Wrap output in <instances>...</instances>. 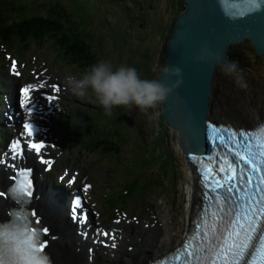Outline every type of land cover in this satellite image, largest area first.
<instances>
[{"label": "rangeland", "instance_id": "rangeland-1", "mask_svg": "<svg viewBox=\"0 0 264 264\" xmlns=\"http://www.w3.org/2000/svg\"><path fill=\"white\" fill-rule=\"evenodd\" d=\"M21 2L30 12L41 7L40 13L43 15L49 8H53L55 11H52V14L59 15L58 21L61 20L65 28L75 25L79 35L82 38L87 37L95 54L104 56L103 59L111 62L114 67L121 65V58L126 61L125 56L129 54V49L140 46L139 52L144 49L145 53H151L154 81L160 80L171 36L185 10V0ZM59 36L57 34L46 39L50 45L47 50L35 46L37 43L32 42L29 47L33 46V50L29 47L26 51L15 49L18 55L13 49L1 51V61L8 60L9 54L11 56L2 69L3 78L7 81L4 89H9V85L13 84L27 86L39 75H49L55 80L53 83L59 82L61 85L66 75L78 78L84 71L70 64L68 59H61L59 52L62 51V56L64 52L58 41ZM13 61L16 62L14 71ZM231 62L238 63L241 67V73L238 74L240 83L237 82L238 77L227 76L222 67L218 74L217 97L229 99L226 103L229 109L232 106L239 110L242 108L239 105L246 108L248 105L252 109L253 106L248 101L258 98L261 94L264 97V58L256 53L250 43H245L234 48ZM127 64L129 65L123 62L122 65ZM16 73H20V77ZM39 95L40 100L43 99L46 103V98ZM218 101L215 100V103ZM49 103L47 101L46 104ZM87 105L99 109L95 119L97 128L93 125L90 132L98 137L107 131H111V134L113 131L117 132V135L112 136L123 143L118 153L92 148L94 138L87 133L89 122L80 119V116L84 115L81 109ZM74 110L78 116L69 122L75 115ZM50 111L46 128L43 130L52 142L47 146L50 147L52 155L47 160H53V169L49 171L48 176H62L67 179L79 173L76 179L80 190L91 210L98 212V220L102 222L103 227L109 222L121 220L128 214L132 215L133 220H140L141 223L154 215L179 236L183 235L184 228L190 225V161L180 145L179 134L169 127L165 120L163 106L146 110L134 106L116 108L112 116H107L90 94L78 97L66 89L64 96L58 99V104ZM122 114V118L117 119ZM86 143L87 147L84 145ZM70 147L71 154L67 156ZM39 166L41 173H38V178L42 180L44 164L40 163ZM134 179H137V182L131 190L133 196L131 193L127 194L125 202L121 198L117 199L118 194ZM147 182L151 185H147ZM85 185L91 187L86 188ZM115 205L120 209L114 208ZM115 211L117 215L114 214ZM82 263L84 264V261Z\"/></svg>", "mask_w": 264, "mask_h": 264}, {"label": "snow or ice", "instance_id": "snow-or-ice-1", "mask_svg": "<svg viewBox=\"0 0 264 264\" xmlns=\"http://www.w3.org/2000/svg\"><path fill=\"white\" fill-rule=\"evenodd\" d=\"M262 8V0H247L246 4L235 6L233 11L240 15ZM15 68L16 62L13 61L12 70ZM30 87L19 89L20 106L26 108L29 114L33 110L30 103ZM52 88L56 89L57 85L53 84ZM54 99V96L46 97L49 102ZM212 127L215 129L216 126ZM23 129L28 136L33 135L29 122H24ZM256 135L261 139L256 141L255 146L247 132L238 134L232 131L231 140H217L219 144H232L236 149L234 154L241 163L232 167L226 160L224 163L229 166L219 169L223 178L213 168L207 169V199L214 210L209 215L208 209L205 208L204 219L198 222L200 236L196 242L189 241L183 252L187 264H264V129ZM224 136L227 138L228 133L225 132ZM242 137L243 145L239 143ZM20 143L16 141L10 146L13 159L21 154L17 151ZM43 147L42 143L27 141V149L34 150L41 157L40 163L50 165L51 161L42 157ZM193 159L199 162L201 157ZM245 165L250 166L248 172H244ZM31 172L32 169L21 168L12 177L15 186L10 192L19 209L10 212V222H0V264H52L50 256L46 253L49 242L44 240V237L50 234L49 228L42 226L35 210L29 211L34 195ZM68 183L71 184L72 180ZM5 196L6 193L0 191V197ZM71 204L72 219L84 222V214L77 216L79 197L74 198ZM51 239L55 240L56 237ZM164 264H167V261Z\"/></svg>", "mask_w": 264, "mask_h": 264}, {"label": "water", "instance_id": "water-1", "mask_svg": "<svg viewBox=\"0 0 264 264\" xmlns=\"http://www.w3.org/2000/svg\"><path fill=\"white\" fill-rule=\"evenodd\" d=\"M264 2V0H262ZM247 0H185L164 63L160 82L176 89L162 105L169 127L180 138L182 149L191 160L207 153L209 133L218 119L213 116L217 81L223 63L232 59L235 47L250 43L264 58V8L245 14L233 9ZM205 50L212 56L207 62L200 57ZM182 69L184 83L169 70Z\"/></svg>", "mask_w": 264, "mask_h": 264}, {"label": "bare ground", "instance_id": "bare-ground-1", "mask_svg": "<svg viewBox=\"0 0 264 264\" xmlns=\"http://www.w3.org/2000/svg\"><path fill=\"white\" fill-rule=\"evenodd\" d=\"M54 81L55 80L49 75H39L31 82L29 85L31 86V91L29 92L30 103L37 104L36 109L38 113L35 115H25L21 113L23 121H33L41 125L43 129L46 128V122L51 112L50 110L54 109L58 104V99L64 96L66 89L68 90L65 83H62V85L59 82L55 84L53 83ZM53 84L57 85L56 89L52 88ZM46 90L50 91L52 96L55 97L49 104H46L47 101L46 103L42 101L43 99L40 100L39 94ZM10 98L13 99V97ZM215 100L219 101L217 104L215 101L213 103V116L216 119L220 118V121L229 122L246 128H255L264 123V97L262 94L259 95L258 98L248 101L249 104L253 106L252 109H250L248 105L247 108L243 105H239L242 106L239 110L232 106L229 109V107H226V103H228L229 99L216 97ZM17 115L19 114H16V116ZM44 136H46L44 132L37 135L38 139H42ZM47 138L49 137L47 136ZM47 138L46 141H48ZM49 144L52 143L49 141ZM184 153L188 161H190L191 158L187 152ZM26 157L28 161L34 163L37 173L40 174L39 158L41 157L32 154L30 151H26ZM42 157L43 159L52 157L50 147L42 150ZM11 158V153H7L6 159L10 160ZM23 161L26 160L24 159ZM16 162L18 163V160ZM11 163H14V161H10V164ZM189 164L191 168V170L189 169L190 171H188V180H190L189 219L190 222H192L197 207L201 204L203 199V190L199 184L200 178L196 174L197 168L191 165V162ZM12 177L13 174L10 172L9 168L0 165V191L6 193V189L10 185L9 182ZM45 204L46 203L41 202L39 199H35L31 202L30 206L37 212V216L40 214L39 218L42 223L49 228L50 234L44 237V240L49 242V247L46 251L52 260V264H81V260L85 255L83 248L84 243H82L79 238L73 239V237L68 235V230H71V224H68L65 219L57 224L51 207ZM13 206L7 194L5 197H0V220H7L10 218V212H12ZM98 215L99 214L96 212H91L92 222H94L96 227L102 224V222L98 220ZM131 216V214H128L120 221L107 223L105 227L102 228L108 230L106 238L104 236L95 235L93 239H90L91 242L96 244L92 245L95 253L93 257L87 258L84 264H151L153 260L159 258L161 255L175 251L176 248L182 246L191 226V224H188L183 230V235L179 236L176 231L165 226L163 222L154 215L153 217H147L142 223L140 220H133ZM102 229L98 230L99 233L102 232ZM52 237H56V239L53 240L51 239ZM95 240L98 243L95 242ZM101 241H106V246H102L100 244ZM113 245L115 246L113 247ZM93 250L91 252H94Z\"/></svg>", "mask_w": 264, "mask_h": 264}, {"label": "trees", "instance_id": "trees-1", "mask_svg": "<svg viewBox=\"0 0 264 264\" xmlns=\"http://www.w3.org/2000/svg\"><path fill=\"white\" fill-rule=\"evenodd\" d=\"M21 1L22 0H0V51L4 48L13 49L14 47L24 50L31 46L32 42H34L33 44L37 43L36 45H41V47L48 45V49L50 45L46 39L59 34L58 41L64 52L63 56L60 54L62 51L59 52V56L61 59H68L71 62L70 64L77 68H81V71H85L90 65L104 58L101 54L100 56L95 54L96 52L93 50L87 37L82 38L79 35L80 33L78 30L75 28V25L72 28H70V25L65 28L64 23L61 20L58 21L60 18L59 15L52 14V11H55L53 8H49V10L45 11V14L43 15L40 13L42 11L41 7L39 10L35 9V11L30 12L28 8L24 7L25 5L21 4ZM34 8L35 6L33 9ZM153 23L155 24V22ZM59 30L60 32H58ZM55 44L57 43L55 42ZM139 49L140 46L138 45L129 49V54L125 56L126 61L121 58L120 64L122 65L124 62L129 63V66L134 65L133 67L138 70L141 78L154 81L155 74L152 71L154 67H152L151 53H145L144 49L142 52H139ZM2 66H4V64L0 62V76L2 75ZM97 110L99 109H94L89 105V107L87 106L84 109V115L80 116V119L89 122V130L87 133L90 137L94 138L92 148L95 150L107 152L113 151V153H118L123 143L118 139L115 140L112 136L113 134L117 135V132L113 131V134H111V131H107L104 134L99 135V137L96 136V134L93 136L90 132L93 125L97 128L95 121ZM73 113L75 114V111H73ZM76 116L78 115H73L69 122ZM122 116L123 114L117 119H121ZM0 134H2V130H0ZM84 145L87 147V143ZM136 182L137 179H134L133 182L128 183L126 188L120 193L119 198L123 199L125 202L127 200L126 195L131 193ZM146 184L151 185L148 182ZM126 189L127 191H125ZM131 195L133 196V193H131Z\"/></svg>", "mask_w": 264, "mask_h": 264}, {"label": "clouds", "instance_id": "clouds-1", "mask_svg": "<svg viewBox=\"0 0 264 264\" xmlns=\"http://www.w3.org/2000/svg\"><path fill=\"white\" fill-rule=\"evenodd\" d=\"M211 56L212 54L205 50L200 57L201 62H207ZM222 66L227 76L238 77L237 82L240 83L238 74L241 73V67L238 63L226 61ZM169 74L179 80L177 88L183 86L185 74L182 69L169 70ZM64 83L75 96L90 94L107 116H112L116 108H158L166 104L176 91L160 81L141 78L133 66L114 67L105 59L90 65L78 78L66 75Z\"/></svg>", "mask_w": 264, "mask_h": 264}]
</instances>
